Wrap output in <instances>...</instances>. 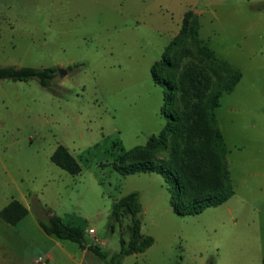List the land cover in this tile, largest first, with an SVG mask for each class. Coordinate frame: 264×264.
Returning a JSON list of instances; mask_svg holds the SVG:
<instances>
[{
	"label": "rangeland",
	"instance_id": "374dc122",
	"mask_svg": "<svg viewBox=\"0 0 264 264\" xmlns=\"http://www.w3.org/2000/svg\"><path fill=\"white\" fill-rule=\"evenodd\" d=\"M264 0H0V67L54 68L53 93L36 80L0 81V210H28L16 225L0 219V264H99L77 244L46 235L49 210L111 255L127 240L129 216L111 229L112 204L136 192L141 233L153 244L121 264H260L264 258ZM194 14L197 37L240 74L214 110L226 147L231 197L192 216H177L169 186L156 173L121 176L119 156L165 125L164 90L151 67ZM191 20V19H190ZM191 24L189 23V26ZM174 80L199 56L187 32L169 48ZM57 69L65 72L59 77ZM65 147L80 172L50 161ZM137 152L133 157H147ZM167 161L165 152L151 155ZM93 234L89 235L88 230Z\"/></svg>",
	"mask_w": 264,
	"mask_h": 264
},
{
	"label": "trees",
	"instance_id": "16d2710c",
	"mask_svg": "<svg viewBox=\"0 0 264 264\" xmlns=\"http://www.w3.org/2000/svg\"><path fill=\"white\" fill-rule=\"evenodd\" d=\"M261 8H264V3ZM187 32L197 54L206 57L213 68L211 72H220L223 74L222 78L214 81L209 73L196 65L182 69L177 80L168 76L176 69L175 61L169 58V48L180 42ZM164 71L168 74L165 75ZM150 73L153 83L164 90L165 108L162 114L166 120L165 125L158 135L150 136L143 146L122 153L118 161L112 164L113 170L121 176L136 173L160 175L169 186V202L173 211L180 217L196 215L223 204L231 197L232 188L225 166L226 147L215 124L214 110L219 106L222 95L233 91L238 84L239 72L220 62L206 46L200 45L194 14L187 11L178 37L165 51L162 62L153 64ZM55 77L54 68L0 67V81L36 80L41 87L52 93V81ZM137 152L148 156L134 159ZM156 152H165L167 161L153 160L151 155ZM50 161L71 175L80 172L77 161L61 145L55 148ZM140 209L136 192H131L112 204L109 215L111 229L115 223L120 224L123 214L129 216L130 223L127 225V240L120 238L119 250L111 255L96 244H87L83 230L65 224L49 210L44 211L48 215L47 220L44 222L38 219L37 222L46 235L77 244L102 264H121L124 257L144 253L153 244V238L140 231ZM27 213L24 205L11 200L0 210V219L13 226Z\"/></svg>",
	"mask_w": 264,
	"mask_h": 264
},
{
	"label": "crops",
	"instance_id": "0c3cea01",
	"mask_svg": "<svg viewBox=\"0 0 264 264\" xmlns=\"http://www.w3.org/2000/svg\"><path fill=\"white\" fill-rule=\"evenodd\" d=\"M21 204H22V203H21ZM22 205H23V204H22ZM87 257H89V252H88L87 250H83V258H87ZM263 259H264V258L261 259V263H260V264H262V260H263ZM46 262H47V259L44 258V263H43V264H46ZM96 264H99V262L97 261Z\"/></svg>",
	"mask_w": 264,
	"mask_h": 264
},
{
	"label": "built area",
	"instance_id": "2783aa9c",
	"mask_svg": "<svg viewBox=\"0 0 264 264\" xmlns=\"http://www.w3.org/2000/svg\"><path fill=\"white\" fill-rule=\"evenodd\" d=\"M93 233H94V231H93L92 229H89V230H88V234H89V235H91V234H93ZM34 263H35V264H43V263H44V259H43V258H39V259L35 260Z\"/></svg>",
	"mask_w": 264,
	"mask_h": 264
},
{
	"label": "water",
	"instance_id": "95a60500",
	"mask_svg": "<svg viewBox=\"0 0 264 264\" xmlns=\"http://www.w3.org/2000/svg\"><path fill=\"white\" fill-rule=\"evenodd\" d=\"M57 74L59 75V77H64L65 72L62 69H57Z\"/></svg>",
	"mask_w": 264,
	"mask_h": 264
}]
</instances>
